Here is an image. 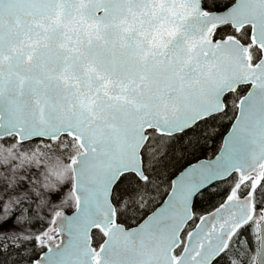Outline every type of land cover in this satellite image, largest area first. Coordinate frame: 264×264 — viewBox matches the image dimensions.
I'll list each match as a JSON object with an SVG mask.
<instances>
[{"label":"snow or ice","instance_id":"snow-or-ice-1","mask_svg":"<svg viewBox=\"0 0 264 264\" xmlns=\"http://www.w3.org/2000/svg\"><path fill=\"white\" fill-rule=\"evenodd\" d=\"M0 264H264V0H0Z\"/></svg>","mask_w":264,"mask_h":264}]
</instances>
